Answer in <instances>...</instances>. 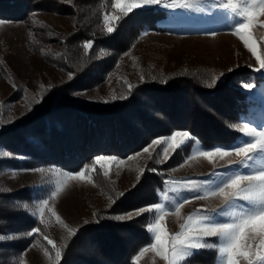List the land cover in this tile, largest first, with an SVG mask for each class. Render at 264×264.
<instances>
[{
	"label": "trees",
	"instance_id": "1",
	"mask_svg": "<svg viewBox=\"0 0 264 264\" xmlns=\"http://www.w3.org/2000/svg\"><path fill=\"white\" fill-rule=\"evenodd\" d=\"M41 11L74 17V31L64 36L66 76L43 93L32 115L0 131V177L7 167L77 171L94 166L97 156L123 158L178 130L188 131L209 149L230 146L238 139L236 129L228 125L249 110L248 94L239 88L245 73L214 76L218 80L212 87L207 84L213 76L202 69L174 71L165 77L146 75L138 82L120 81L107 99L75 100L79 91L107 80L144 31L162 30L163 11L135 9L107 25L115 28L109 34L104 14L121 15L109 0H0V20L26 21ZM89 40L94 41L93 49L83 47ZM259 81L260 77L255 83ZM186 150H177L162 165L149 160L140 181L145 183L127 194H118L110 180L101 176L99 190L105 206L59 245L62 257L58 262L52 257L53 264H136L137 253L151 240L147 230L151 215L115 217L156 204L166 171L184 160ZM38 198L29 189L0 191V236L14 237L0 239V264H20L32 245L55 252L44 239H50L49 234L39 217L32 215L33 208L19 206H32ZM33 228L41 231L26 235ZM215 257L214 251H200L193 264H214Z\"/></svg>",
	"mask_w": 264,
	"mask_h": 264
},
{
	"label": "rangeland",
	"instance_id": "2",
	"mask_svg": "<svg viewBox=\"0 0 264 264\" xmlns=\"http://www.w3.org/2000/svg\"><path fill=\"white\" fill-rule=\"evenodd\" d=\"M218 2L219 0H200L199 6L203 11L180 8L166 10L159 6L142 8L164 12L165 18L159 22L162 30L144 31L119 60L113 74L107 80L76 93L75 100L97 102L107 99L118 90L120 81L138 82L146 75L154 77L160 74L165 77L174 71L193 69L205 70L213 77L227 74H233L234 77L237 73H245L247 78L241 80L239 88L248 94L250 106L248 112L240 116L234 124L249 123L250 126H256L258 129L264 127V70L254 71L259 66L255 57L245 47L240 37L234 34L233 25L239 18L230 11L217 7ZM72 31H74V17L66 14L41 11L33 13L26 21L0 20V131L5 126L13 125L32 115L35 107L40 104L43 93L64 81L66 76L63 66L64 36ZM251 35L257 43L258 53L264 56V15L257 17ZM258 77L260 81L255 83ZM244 84H252L253 87L247 89L243 87ZM236 131L239 134L238 139L224 148H231L249 139L238 129ZM171 134L155 139L167 138ZM151 142L134 154L123 158L106 156L115 159L101 161L99 164L94 160V166L82 168L87 179H74L65 175L67 172L76 173L81 169L69 171L40 166L7 167L0 177V186L10 192L29 189L36 197L39 195V198L59 187L57 195L49 200L47 206H44L43 215L45 221L43 224L49 237L55 242L56 247H59L70 236L69 229L78 230L85 221L94 218L97 210L105 206L99 190L101 176L110 180L118 194H127L139 185L149 160H154L152 163L155 165H162L174 153L172 148H168L167 158L163 154V148L169 143L167 140H163L159 146L151 145ZM145 147H149V152L143 151ZM196 147L203 146L199 142ZM155 151L160 155L153 158ZM186 155L188 150L185 157ZM240 159L241 157L236 156L235 153H230L223 159L214 155L210 161L197 154L187 163H184V158L178 166L166 171L168 176L158 193L157 203L166 205L164 220L161 223L169 234L180 232L187 217L198 209L205 214L224 206V200L220 196L190 199L181 206L177 214L169 209H173L176 201L190 194L173 189H180L181 184L190 179L212 180L219 183L211 173L223 172L225 168L229 169L230 173L249 171L237 167L234 163ZM181 164L183 167H180ZM35 168H42L44 171H23ZM13 172L16 173L15 176L12 175ZM52 212L61 218V222L56 220ZM36 215L41 220L38 211ZM139 215L135 214L131 218L125 216V218L132 219ZM65 224L67 228L64 227ZM207 239L214 241L217 238ZM247 243L256 247L260 243V238L250 236ZM44 250L37 245L30 246L22 254L20 264H53L55 252L50 253L53 258L49 259L44 255ZM200 251L214 250H196V253ZM139 253L140 251L135 257L136 264H165V261L151 248L143 255ZM214 264H217L216 257ZM241 264L245 262L242 261Z\"/></svg>",
	"mask_w": 264,
	"mask_h": 264
},
{
	"label": "snow or ice",
	"instance_id": "3",
	"mask_svg": "<svg viewBox=\"0 0 264 264\" xmlns=\"http://www.w3.org/2000/svg\"><path fill=\"white\" fill-rule=\"evenodd\" d=\"M110 6L118 9L121 13L119 16H110L104 14V21L107 33L111 34L115 28L107 26L111 22H119L132 13L134 9H142L144 7L159 6L166 10H174L176 8L203 11L199 6L200 0H109ZM217 7L230 11L234 16L238 17V21L233 25L236 35L243 41L245 47L255 57L258 67L254 71L260 72L264 70V56L260 55L257 50V43L252 38L251 29L257 17L264 15V0H219ZM145 35L147 33H144ZM215 34V33H213ZM85 49H93L94 41L89 40L83 44ZM106 50H100L103 54ZM72 74L70 73V76ZM218 77H212L211 84L207 86H215ZM129 85V90H131ZM243 87L251 89L252 84H244ZM228 127L238 129L244 136L248 137L233 145L231 148L222 146H214L213 148L196 147L199 145L197 141L188 131H175L167 138L154 139L151 145H160L163 140L169 141L167 147L163 148V154L167 158L168 148H172L173 152L188 150L184 163L194 158L197 154L212 160L214 155H218L221 159L230 153H235L241 157L239 161L234 162L237 167L248 169L247 172H231L225 168L223 172L214 171L211 176L219 180L215 183L212 180H188L181 184L180 189L173 191H185L190 195L175 202L173 209L179 214L180 208L190 199H201L209 196H220L224 200V206L213 212L202 214L201 210L190 214L187 217L185 225H182L180 232L169 234L166 227L161 223L164 220L166 205L156 203L139 209H134L132 213L125 214L131 218L135 214H151V221L147 224V230L151 240L149 245L140 250V255L148 251L149 248L155 252L157 256L165 261V264H193L196 250L211 249L216 252L217 264H264V127L259 129L256 126H250L249 123L229 124ZM149 145V147H151ZM149 147L143 149L149 152ZM7 155V154H5ZM160 155V153H156ZM155 158V157H153ZM114 157L97 156L95 162L99 164L101 161H110ZM88 165L85 166L87 168ZM183 167V164L180 165ZM95 170V169H93ZM155 171V169H152ZM23 171L43 172L42 168L25 169ZM16 175L15 172L12 173ZM66 176L74 179H87L84 169L76 173L67 172ZM107 175V172H105ZM246 182V183H245ZM167 183V181L165 182ZM214 185V186H213ZM59 187L56 190H50L44 197L39 198L30 206L27 203L19 205L24 209L33 208L32 215H36L37 211L41 217V223H44V206H47L49 200L57 195ZM0 191H7L0 188ZM123 195V193H120ZM114 202V201H113ZM51 211V209H49ZM58 222L61 218L52 212ZM219 217V219H217ZM123 220L125 216L115 217ZM65 228L68 226L65 224ZM40 228L31 229L26 235L33 236L39 233ZM69 234L74 235L75 231L69 229ZM260 238L258 246L253 247L247 243L249 237ZM215 237L216 240L207 238ZM14 238L0 236V239ZM49 245L55 249V261H60L62 257V248L56 247L55 242L44 237ZM44 255L52 259L49 251L44 250Z\"/></svg>",
	"mask_w": 264,
	"mask_h": 264
}]
</instances>
